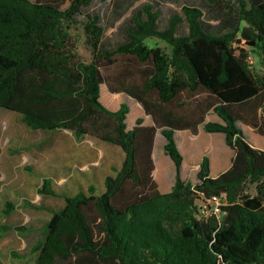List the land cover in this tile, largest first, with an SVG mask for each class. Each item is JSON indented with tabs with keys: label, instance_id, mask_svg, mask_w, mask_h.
<instances>
[{
	"label": "trees",
	"instance_id": "16d2710c",
	"mask_svg": "<svg viewBox=\"0 0 264 264\" xmlns=\"http://www.w3.org/2000/svg\"><path fill=\"white\" fill-rule=\"evenodd\" d=\"M65 1L0 0V110L19 114L30 130H70L77 140L97 137L121 147L125 160L106 177L105 189L95 184L70 195L44 177L39 193L61 197L65 205L25 203L51 212L32 247L33 264H264V149L239 126L264 137V0H239L237 16L227 20L231 28L224 32L206 19V9L218 18L219 8L175 2L162 28L164 0H147L126 26L127 41L114 50L100 48L101 17L88 15L90 62L77 54L70 31L95 0H71L63 9ZM149 39L166 45L150 46ZM117 56L128 57L130 74L137 64L142 84L113 86L106 72ZM103 84L139 102L154 125L139 118L128 129L130 106L106 107ZM211 109L222 122H206ZM201 125L207 133L224 134L234 156L216 178L205 156L192 183L182 178L176 133L198 134ZM159 129L176 167L168 193L154 178ZM249 185L259 194L251 196ZM16 209L5 201L2 214L9 217ZM11 230L26 228L3 224L0 239Z\"/></svg>",
	"mask_w": 264,
	"mask_h": 264
},
{
	"label": "rangeland",
	"instance_id": "374dc122",
	"mask_svg": "<svg viewBox=\"0 0 264 264\" xmlns=\"http://www.w3.org/2000/svg\"><path fill=\"white\" fill-rule=\"evenodd\" d=\"M146 1L95 0L90 7L84 9L83 14L77 18L78 23L73 25L70 31L80 58L87 62L93 58L85 29L88 15L101 17L105 33L100 48L114 50L127 41L126 26L130 24L134 11ZM172 1L164 0L162 3L160 10L162 14L160 26L162 28L169 18L171 7L168 6L177 7ZM70 3L71 0H66L62 8L66 9ZM221 4L225 9L221 10V16L218 18L211 10L206 9L205 11L206 19L210 20L221 32H224L231 28L227 24V20L237 16L236 12L240 3L239 0H221ZM224 13L228 15H224ZM220 21L221 25H219ZM185 27H187L186 24L181 27V32L185 31ZM154 43H159L163 47L166 45L158 40H147V44L150 46H155ZM243 44L245 48L252 50L249 42L244 41ZM251 58H253L252 62L255 66L259 68L257 55L252 53ZM116 60L118 63L106 72L108 80L114 79L112 82L114 87L124 89L128 85L131 86L132 83L142 84L144 77L136 67V63H133L135 66L132 67V74H130L128 71L131 63H129L128 57L117 56ZM147 97L151 98L150 95ZM101 101L112 111L118 110L122 103H127L130 106V113L126 119L128 129H132L139 118H143L146 125L152 122V118L146 115L139 102L125 94L111 92L107 84L101 86ZM210 119L215 118L209 116L207 120ZM239 126L243 128L246 137L254 146L264 149L263 136L258 135L243 123H239ZM199 128V134L195 135L176 133L177 146L184 157L183 178L193 183L197 182L199 165L205 156L211 159L213 155L218 154L221 157V173L231 166L234 156V152L227 145L223 134L219 138H213L205 132L203 125ZM165 143L166 139L162 134V129H159L155 141L154 160L158 170L157 180L164 187L173 185L176 180V167L165 152ZM0 150V226L8 224L26 228L24 231L11 230L1 235L0 258L3 264H33L35 261L36 255L32 253V247L41 237L42 228L50 220L51 212L27 207L25 206L27 201L31 202L33 206L46 205L55 209H60L65 205V201L61 197L41 195L39 189L43 185L44 177L30 172L29 169L39 168L49 174L50 167L57 166L59 172L65 174L59 176L57 182L59 187L77 184L75 181L78 178L83 183L84 189L87 190L90 187L91 177L89 178V176L94 168L96 170L92 173H98L101 180L107 174L115 175L114 168L120 169L125 160V152L121 147L103 142L94 136H86L82 140H77L70 130L63 129L57 132L30 130L23 123L19 114L7 109L0 110ZM163 171H167V176L162 174ZM261 186L264 190V180L261 182ZM98 188L105 189L101 185H98ZM248 192L251 196L259 194L256 185H249ZM74 193L69 192L68 194ZM163 193L166 192L163 191ZM5 201H11L17 206V209L9 217L2 214ZM15 253L18 257L13 255Z\"/></svg>",
	"mask_w": 264,
	"mask_h": 264
},
{
	"label": "crops",
	"instance_id": "0c3cea01",
	"mask_svg": "<svg viewBox=\"0 0 264 264\" xmlns=\"http://www.w3.org/2000/svg\"><path fill=\"white\" fill-rule=\"evenodd\" d=\"M212 0H173V2H177V3H181V4H185V3H190V4H198V5H200V6H204V7H208V8H219V9H221V10H223V9H225V7L224 6H222V4H221V0H213V1H215L216 3H212L211 2ZM224 15H228V14H225L224 13ZM112 98V97H111ZM209 116H213L215 119H210V120H207L208 119V117ZM206 122H222V120L219 118V116L217 115V114H215L214 113V111H213V109H211V110H209V112H208V114H207V116H206ZM147 125H154V122H153V120H152V122L151 123H149V124H147ZM200 129V128H199ZM200 131V130H199ZM199 131H198V134H199ZM178 132H182V133H191V134H193L192 133V131H190V130H185V131H178ZM207 133V132H206ZM208 134H210L213 138H219L220 136H221V133H208ZM193 135H195V134H193ZM224 135V134H223ZM225 136V135H224ZM234 152V151H233ZM1 156V155H0ZM215 158V159H214ZM155 161V160H154ZM210 163H211V165H210V168H211V176L212 177H214V178H216V177H218V176H220L222 173H221V157H219L218 156V154H215V156L213 155L212 157H211V159H210ZM184 165V164H183ZM200 165H201V163H200ZM200 165H199V167H200ZM155 166H157L156 165V162H155ZM230 168V167H229ZM228 168V169H229ZM50 169H51V172L49 173V174H47V173H45V172H43L42 170H40L39 168H34L33 169V172H34V174H36V175H38V176H41V177H48V178H51V179H53L54 180V184L56 185V183L58 182V180H59V176H64L65 174H62L61 172H59L60 170H59V168L57 167V166H52V167H50ZM227 169V170H228ZM32 170V169H31ZM94 170H96V168H94L93 169V171ZM92 171V172H93ZM31 172V171H30ZM32 172V173H33ZM91 172V174H90V176H89V178H90V185L89 186H91V185H95V184H99V185H103V183H104V181H105V179H106V177L109 175V174H107V175H105V177L104 178H101V180H100V177H98V173L96 174V173H92ZM225 172V171H224ZM157 169H155V171H154V178H155V180L157 181V183H158V185H159V188H160V190H161V192H166V193H168V192H170L171 190H172V187L174 186V184H175V182H174V184L173 185H167V186H161V184L158 182V180H157ZM182 178H183V168H182ZM184 179V178H183ZM77 184H73V185H69L68 187L66 186L65 187V185H63V186H61V187H59V184L57 183V185H56V187H57V189L59 190V191H62V192H66V191H68V192H77L81 187H83L84 185H83V183L82 182H80V180H78V178H77V180L75 181ZM193 183V182H192ZM88 186V187H89ZM84 188V187H83Z\"/></svg>",
	"mask_w": 264,
	"mask_h": 264
},
{
	"label": "bare ground",
	"instance_id": "6f19581e",
	"mask_svg": "<svg viewBox=\"0 0 264 264\" xmlns=\"http://www.w3.org/2000/svg\"><path fill=\"white\" fill-rule=\"evenodd\" d=\"M108 95H109V94H108ZM110 97H111V96H110ZM110 97H109V98H110ZM109 98H108V99H109ZM110 101H111V100H110ZM111 102H112V101H111ZM157 172H158V170H157ZM166 172H167V171H163L162 174L165 175V176H167V173H166Z\"/></svg>",
	"mask_w": 264,
	"mask_h": 264
},
{
	"label": "built area",
	"instance_id": "2783aa9c",
	"mask_svg": "<svg viewBox=\"0 0 264 264\" xmlns=\"http://www.w3.org/2000/svg\"><path fill=\"white\" fill-rule=\"evenodd\" d=\"M250 60H251V62H252L253 58L250 57Z\"/></svg>",
	"mask_w": 264,
	"mask_h": 264
}]
</instances>
